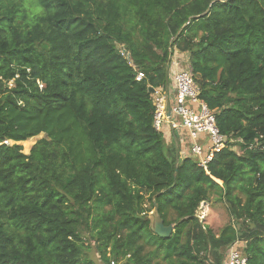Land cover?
I'll return each instance as SVG.
<instances>
[{"label": "trees", "instance_id": "16d2710c", "mask_svg": "<svg viewBox=\"0 0 264 264\" xmlns=\"http://www.w3.org/2000/svg\"><path fill=\"white\" fill-rule=\"evenodd\" d=\"M173 53L227 138L206 171L153 127ZM235 242L264 264V0H0V264H223Z\"/></svg>", "mask_w": 264, "mask_h": 264}, {"label": "built area", "instance_id": "2783aa9c", "mask_svg": "<svg viewBox=\"0 0 264 264\" xmlns=\"http://www.w3.org/2000/svg\"><path fill=\"white\" fill-rule=\"evenodd\" d=\"M168 74L169 86L153 90L151 95L155 107L153 127L157 131H163V126L166 125L176 135L184 131L188 139V143L184 144L189 146L187 154L196 158L197 166L206 171L213 155L226 146L227 138L220 134L214 112L199 99V89L194 83L186 54L171 55ZM142 78L143 74L136 72V81ZM202 136L207 138L206 145L199 141ZM206 205L200 203L196 212V218L201 224L207 215L204 210ZM236 243L239 242H235L226 251V264H246V258L236 248Z\"/></svg>", "mask_w": 264, "mask_h": 264}, {"label": "rangeland", "instance_id": "374dc122", "mask_svg": "<svg viewBox=\"0 0 264 264\" xmlns=\"http://www.w3.org/2000/svg\"><path fill=\"white\" fill-rule=\"evenodd\" d=\"M44 137L43 134H40L34 138H31L30 140L21 143L22 146V153L27 155L29 153L30 148L40 139ZM201 139V138H200ZM10 143V142H9ZM11 144V143H10ZM186 148H188V145H185ZM235 151L238 152V149L235 148ZM196 160V158H193ZM206 212V217L204 219V225L209 227L215 234H218L219 231L228 224L230 217L227 213L226 207L223 203L220 202H212L206 205V208L204 209ZM153 214V211L148 213V218H150ZM88 244V243H87ZM244 245L242 243H236V248L239 249L243 247ZM87 257L91 258L94 262L97 263V252L95 250V247L93 243H89L88 250L86 251ZM223 264H226V260L223 261Z\"/></svg>", "mask_w": 264, "mask_h": 264}, {"label": "water", "instance_id": "95a60500", "mask_svg": "<svg viewBox=\"0 0 264 264\" xmlns=\"http://www.w3.org/2000/svg\"><path fill=\"white\" fill-rule=\"evenodd\" d=\"M148 92L152 93L153 89L149 88ZM175 146H176V140H175ZM149 221H150V228L156 236L162 239H166L171 236L173 232V226L172 225L165 226L163 224V220L160 218L158 214L157 207L153 208V214L149 218Z\"/></svg>", "mask_w": 264, "mask_h": 264}, {"label": "crops", "instance_id": "0c3cea01", "mask_svg": "<svg viewBox=\"0 0 264 264\" xmlns=\"http://www.w3.org/2000/svg\"><path fill=\"white\" fill-rule=\"evenodd\" d=\"M163 131H164V136H165V141L167 144L174 143L176 140V145L180 146V152H182V155L185 156V153L187 154V148L185 147L184 143H188V139L186 137V134L184 131H180L177 135L172 134L169 129L167 128L166 125L163 126ZM187 156V155H186Z\"/></svg>", "mask_w": 264, "mask_h": 264}]
</instances>
